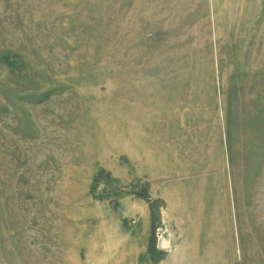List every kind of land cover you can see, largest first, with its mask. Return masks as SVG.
<instances>
[{
    "label": "rangeland",
    "instance_id": "rangeland-1",
    "mask_svg": "<svg viewBox=\"0 0 264 264\" xmlns=\"http://www.w3.org/2000/svg\"><path fill=\"white\" fill-rule=\"evenodd\" d=\"M0 264H264V0H0Z\"/></svg>",
    "mask_w": 264,
    "mask_h": 264
},
{
    "label": "bare ground",
    "instance_id": "bare-ground-1",
    "mask_svg": "<svg viewBox=\"0 0 264 264\" xmlns=\"http://www.w3.org/2000/svg\"><path fill=\"white\" fill-rule=\"evenodd\" d=\"M141 7V6H140ZM134 8V10L130 11V17L133 19L134 18L137 19H143L145 18L144 15L142 14L141 10L143 9V13H148L151 12V10H153L151 3H149L148 1L145 2V5L141 8ZM171 5L166 4V6L164 8H162L161 12L162 13H168V15L170 14V12L172 11L171 9ZM167 23L171 22L172 19L170 16L166 17L165 20ZM140 27H142L141 29H143L144 24H142ZM133 54H135V51H133ZM136 57V56H134ZM136 61H132V64L129 66V72H131L130 75V86L133 87H138L139 88V94H136L135 98L133 99V103H130V107H129V112H130V117H131V121L133 123H136L137 125H139L142 128L143 133H139L138 131H136V135H141L142 138H144L147 134L144 132L146 129L145 124L147 122H149L148 116H149V104H148V82L150 81L147 77V75L140 70L141 66H145V62L141 61L140 59H138V57H136ZM138 63V64H137ZM254 64L257 66L259 64V62L257 61V58L254 62ZM140 65V66H139ZM183 99V97L180 96V100ZM222 113H224L222 111ZM199 122L201 120H198ZM177 126V125H176ZM178 130V127H177ZM136 139V137H135ZM148 147L147 144L143 143L141 145V149L142 151L144 149H146ZM167 147V150L170 153V145L165 146V148ZM140 147H139V143L137 142L136 144V155H135V159H137L136 161V171L141 173L144 177H146L145 173L147 172V163H148V158L144 157L143 158V153L141 151ZM181 153V152H179ZM180 161H178V166H174L172 165L171 167L168 166H164L161 169L162 172L157 173L156 176H158L157 178L160 177H165V175H162L163 173H167L169 177V180L172 181L175 178H178V200L181 199H185L186 198V191L189 185L194 184L195 185V189L197 190V192L199 191V184L195 183L198 179V177L202 174H199V172L201 170H204L205 167L204 166V162L202 160H196L195 163H192L188 166H184L182 164H179ZM196 174V175H194ZM162 175V176H161ZM152 176V175H151ZM153 177V176H152ZM184 186L181 188V186ZM191 187V186H190ZM189 187V188H190ZM180 190H183V192H180ZM185 192V193H184ZM204 191H203V186H202V191L201 194L202 196L204 195ZM185 206V205H184Z\"/></svg>",
    "mask_w": 264,
    "mask_h": 264
}]
</instances>
